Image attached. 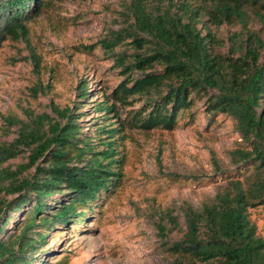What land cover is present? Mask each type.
I'll return each instance as SVG.
<instances>
[{"label":"trees","instance_id":"1","mask_svg":"<svg viewBox=\"0 0 264 264\" xmlns=\"http://www.w3.org/2000/svg\"><path fill=\"white\" fill-rule=\"evenodd\" d=\"M189 1L182 3L181 16L161 10L152 14L141 6L136 10V27L159 42L147 54L148 41L137 35L131 42L137 49L132 61L126 65L127 56L118 58L127 76L107 102L97 103L94 110L119 118V107L131 109L119 127L97 129L107 134V141L98 140L105 149L97 151L93 139L81 138L79 114L57 106L54 110L64 124L47 116L22 121L18 137L0 146V264H33L32 255L46 246L50 230L88 219L91 204L115 188L114 178L121 176L114 172L120 162L114 149L116 133L126 126L147 132L174 130L182 116L193 115L200 94L208 98L206 113L211 122L218 113L235 121L243 145L230 157L235 169L248 173L243 178L227 177L226 185L200 209L185 205L186 232L169 250L177 256L175 264H264V238L250 219V209L264 210V39L250 33L238 43L239 35H234L232 54L239 57L224 58L212 52L208 37L197 27L202 23L209 30L208 22L217 27L240 22L247 27L248 12L264 23V0H198L201 7ZM42 4L41 0H0V23L6 21L1 31L26 33L25 21ZM117 38L103 46L113 50L122 35ZM34 62L38 69L39 57ZM155 64L163 69L153 71ZM88 86L87 82L80 86V101L88 97ZM212 90L217 94L211 96ZM24 150L30 152L27 164L16 170L2 167ZM33 168L35 174L24 177ZM56 196L63 200L52 207L50 200ZM22 212L26 213L24 220H17L19 234H7L13 215ZM168 217L173 229L179 228L177 219L169 213ZM159 227L162 234L168 233L165 225Z\"/></svg>","mask_w":264,"mask_h":264},{"label":"rangeland","instance_id":"2","mask_svg":"<svg viewBox=\"0 0 264 264\" xmlns=\"http://www.w3.org/2000/svg\"><path fill=\"white\" fill-rule=\"evenodd\" d=\"M41 1V8L25 21L26 33L7 35L1 31L6 21L0 23V146L18 137L22 121L30 123L32 118L47 116L48 120L64 124L66 121L54 110L57 106L60 110L73 109V114L82 117L81 138L93 139L94 147L101 151L105 147L98 140L108 138L97 129L119 127V121L125 120L131 109L119 107V118L110 116L112 119L94 110L97 103L107 102L127 76L118 58L127 56L126 65L132 61L137 49L131 42L137 35L148 41L144 47L147 54L159 42L151 33L136 27V10L141 6L152 14L161 10L181 16L184 0ZM189 3L201 7L198 0ZM248 14L247 27L240 22L220 27L208 22L209 30L203 29L202 23L197 27L208 37L214 54L237 58L239 54H232L234 35H239L238 43L250 33L264 39V23ZM119 35L122 40L113 50L103 46L108 41L115 42ZM36 56L40 61L38 69ZM162 69L161 64L153 67L155 72ZM83 82L89 84V95L80 101ZM216 94V90L210 91L211 96ZM207 101L202 94L196 96L193 115L182 116L174 130L147 132L126 126L116 133L114 149L120 162L114 172L121 175L114 178L116 187L103 192L91 204L85 222L50 230L46 246L33 253V264H175L177 256L169 247L186 232L183 207L188 204L200 209L226 185L227 177L243 178L248 173L243 168L235 169L230 157L243 145L235 121L218 113L211 122L206 113ZM29 155L24 150L2 167L16 170L27 164ZM34 174L35 168L24 177ZM62 200L56 196L50 205L57 207ZM22 213L13 215L7 234H19L17 225L26 212ZM168 213L177 219L179 228L173 229ZM250 219L258 236L264 238L263 207L250 209ZM159 225H165L168 233L162 234Z\"/></svg>","mask_w":264,"mask_h":264}]
</instances>
